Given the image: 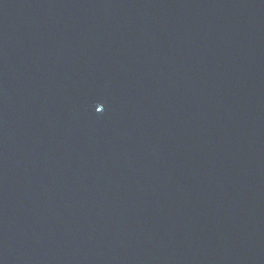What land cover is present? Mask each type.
Listing matches in <instances>:
<instances>
[{"label": "water", "instance_id": "1", "mask_svg": "<svg viewBox=\"0 0 264 264\" xmlns=\"http://www.w3.org/2000/svg\"><path fill=\"white\" fill-rule=\"evenodd\" d=\"M0 264H264V0H0Z\"/></svg>", "mask_w": 264, "mask_h": 264}]
</instances>
